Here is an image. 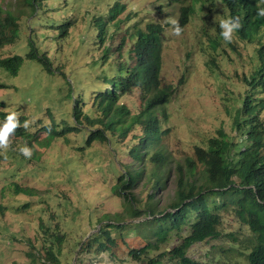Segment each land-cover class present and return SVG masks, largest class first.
Segmentation results:
<instances>
[{
	"label": "rangeland",
	"instance_id": "374dc122",
	"mask_svg": "<svg viewBox=\"0 0 264 264\" xmlns=\"http://www.w3.org/2000/svg\"><path fill=\"white\" fill-rule=\"evenodd\" d=\"M116 3L120 4V10ZM203 3L206 2L34 0L35 8L30 12V6L22 0H0L1 9L15 16L19 29L15 41L0 46V59L14 54L25 56L34 46L40 56L48 58L51 67L47 71L36 60L25 59L17 74L12 75L0 66V112L7 116L16 111L23 118L24 132L11 136L7 150L0 149V264H46L43 261L48 259V248L53 246L54 253L56 249V244L47 239L53 232L43 229L51 211L54 214L51 218H56L53 223L59 221L61 214L72 223L71 230L68 226L61 229L66 232L68 242L61 247L60 254L55 253L57 264H148L146 255L150 252L138 263L126 256L127 249L120 251V248L131 230L146 241L154 240V226L149 224L115 230L119 253L96 251L103 240L102 230L120 222L116 215L110 214L119 213L121 220L140 223L152 218L145 212L148 204H153L156 212L170 209L178 161L193 156L195 146L205 145L219 128L233 137L234 142H243L242 130L233 126V119H244L237 111L242 108L245 94L252 95V103L260 109L259 118L264 124V107L257 102L261 99L264 103V87L250 86L252 76L258 78L257 70L264 61L258 55L257 38H243L237 31L233 41L226 43L219 28L220 20L227 17L225 12L220 5L203 8ZM187 5H192L194 11L182 27V34L174 36L166 20L178 18L181 8ZM149 22L166 26L162 36L161 78L164 83H172L175 91L167 103L153 111L151 119L161 130L160 138L146 140L142 148L145 153L137 159L130 147L138 146L136 142L148 122L145 115L138 117L144 108L139 90L134 88L121 98L129 109L128 118L135 120L134 127L124 136L97 121L100 110L95 95L107 86L103 80L106 71L102 53L116 54L124 36L125 45L129 46V36ZM100 34L104 35V42H99ZM106 62L109 74L112 63ZM5 118L0 114V123ZM76 119L81 125L73 127ZM46 124L64 130L63 134L53 136L46 130ZM96 128L105 131L107 140L94 139L86 146L89 131ZM25 145L32 149L30 158L19 151ZM157 152L166 156V163L156 167L165 182L151 189L149 179L154 178L153 171L157 172L152 162L156 158L152 156ZM120 159L127 171H140L130 189L136 207L141 208L140 218L128 215L121 194L110 191L107 196L96 198L103 192L101 187L109 188L117 182L112 165ZM20 188L27 191H19ZM87 204L86 215L73 212ZM42 221L45 225L41 229ZM219 228L218 237L191 245L188 256L199 264H247L244 253L232 249L235 240L249 235L246 227L227 210L222 212ZM186 233L183 229L168 235L160 251L177 244ZM80 236L81 240L74 244ZM86 238L90 241L86 247L90 249L83 253L80 249ZM28 251L36 254L35 260ZM161 264L176 263L164 257Z\"/></svg>",
	"mask_w": 264,
	"mask_h": 264
},
{
	"label": "trees",
	"instance_id": "16d2710c",
	"mask_svg": "<svg viewBox=\"0 0 264 264\" xmlns=\"http://www.w3.org/2000/svg\"><path fill=\"white\" fill-rule=\"evenodd\" d=\"M22 1L26 2L31 8L30 12H33L34 0ZM259 1L260 7L264 6V0H232L230 10L232 17L238 16L240 12L246 14L244 19L246 22L241 24V28L238 30L239 34L243 38L249 39L251 36L257 38L258 55L264 60V17L256 14ZM115 7L120 10V4L116 3ZM190 11L191 8L183 9L181 22L185 21ZM113 16L114 14L111 15V18ZM250 16H253V19ZM261 28L263 31L259 32ZM163 29L164 26L160 23H146L144 27L136 28L129 36V46L125 45L124 36L120 41V46H117L120 50L116 54L111 55L108 51L102 53L103 60L101 62L105 66L106 72L108 70L106 61L112 64L109 67V74L105 72L106 76H103L107 86L95 95V103L100 110L97 121L104 123L107 129L118 130L119 135H126L127 131L134 127L135 120L128 118L129 109L121 101V98L134 88L138 89L144 103V108L138 117L145 115L148 122L142 128L143 136H140L136 142L139 143L138 146L136 144L130 147L133 156L137 159L145 153L142 148L145 147L146 140L157 141L160 138L161 130L151 119L154 116L153 111L167 103L175 91L172 83H164L161 78L164 50ZM18 30L15 16L4 12L0 7V46L15 41L18 37ZM64 32L66 29L62 31V33ZM99 38V42H104V35L100 34ZM25 59H34L41 63L47 71H51L48 58L40 56L34 46L25 56L14 54L1 58L0 66L15 75ZM111 71L114 72L111 73ZM257 71L259 72L258 78L253 75L250 86L258 85L261 89L264 87V61ZM253 101L250 93L249 95L245 94L242 108L240 107L237 111L244 119L242 121L233 119V126L242 130V143L234 142L233 137L229 136L222 128L217 129L216 134L210 136L205 145L195 146L193 156H185L182 161L175 164L176 188L174 200L168 206L170 209L165 208L156 212L155 206L148 204L145 212H149L148 214L152 215V218L141 220L140 223L136 222L137 224L127 219L121 220L119 213L110 214L116 215L120 222L113 223L109 229L102 230L103 240L96 251L108 250L109 253H119L118 238H114L115 230L133 229L140 224H149V226H154L152 233L154 240L146 241L144 237L134 234L131 230V234L124 238L125 244L122 246L123 248H120V251H124V248L127 249L126 256L138 263L144 259V255L150 252L149 255H146L149 258L148 264H161L164 257L176 264H199L188 256L189 247L207 238L218 237L221 234L219 226L222 222V212L229 210L249 231V235L234 241L232 249L239 254L244 253L247 264H264V124L259 118L260 109L255 108L256 104H253ZM257 102L264 107L261 99ZM74 109L76 111V108ZM75 117L77 118V116ZM22 119L19 118L20 127L15 132L24 135ZM126 121L127 126L125 125ZM75 122L73 127L81 125L77 119ZM45 128L53 136H60L64 131L56 130L52 124H46ZM72 129L68 128L69 131ZM89 133L85 140L86 146H89L94 139L107 140L103 129H91ZM154 158L156 160L152 162L155 163V171L158 173L153 171L154 178L149 179L151 189L156 184L163 185L165 182V179L160 178L161 173L156 167L161 168L166 163V156L157 152L152 156V159ZM125 166L121 159L119 162L114 161L112 171L115 173L117 182L109 188L101 187L100 192H103L96 198L101 199L107 196L110 191H114L116 195L121 194L125 201L124 205H127L128 215L132 219L140 218L142 217L140 216L141 208L136 207V198L130 191L140 177V171L131 173L125 169ZM18 190L27 191V189L21 188ZM28 192L32 193V190H28ZM88 207L89 204L81 207L78 212H73L78 216H84ZM53 215V211H51L48 215V223L45 225L42 221L39 227L42 229L45 225L44 232L50 230L53 232L48 235L47 239L51 244H56L55 253L60 254L61 247L65 242H68L66 232L64 233L61 229L68 226V229L71 230L72 223L66 215L62 214L59 221L53 223L56 219L51 218ZM50 223L53 227L51 229ZM183 229H186L187 233L180 237L177 244L160 251V245L165 242L168 235ZM81 238L82 236L77 238L74 244ZM88 242L90 241L87 238L82 242L80 252L89 251L90 247H86ZM52 249L53 246H50L47 250L48 259L43 261L46 264L58 263L57 254ZM152 253L156 255L152 256ZM27 254L35 260V253L28 251ZM109 256L115 260L114 256ZM227 259L225 258V260ZM234 263L227 262V264Z\"/></svg>",
	"mask_w": 264,
	"mask_h": 264
},
{
	"label": "clouds",
	"instance_id": "9594fccd",
	"mask_svg": "<svg viewBox=\"0 0 264 264\" xmlns=\"http://www.w3.org/2000/svg\"><path fill=\"white\" fill-rule=\"evenodd\" d=\"M203 1L206 2L201 5V7L203 8H209L212 6L219 7V5L221 6L220 8L225 12L227 17L225 19L220 20L219 22V28L221 30L220 35L226 43H231L233 41L235 33L241 28V24L243 22H246L244 20L246 14L244 12H240L238 13V16L232 17L231 10H230V7L232 5V0H203ZM257 6H258V9L256 12L257 16L264 17V6L260 7V1L257 3ZM186 8H191V11L187 15L185 21L181 22L182 11L183 9H186ZM193 11H194V7L192 5L183 6L181 8L178 18H175V17L167 18L166 23L172 26V32H171L172 35L180 36L182 34V31H183L182 27L186 25V23L189 20L190 14ZM252 17L253 16H250V18ZM163 26H164V29H163L162 36L166 29V26L165 25ZM2 87L4 88L5 84ZM2 113L0 112V114H2L5 118L6 113L5 112H2ZM19 118H22V116H19V114L16 111H11L7 114L5 120L2 123H0V149L7 150L10 147L11 136L14 134H17V132L15 131L17 128L20 127ZM21 125H22V122H21ZM24 127L25 128L28 127V121H25ZM19 151L25 158H30L32 155V149L28 147L27 145L21 147Z\"/></svg>",
	"mask_w": 264,
	"mask_h": 264
}]
</instances>
